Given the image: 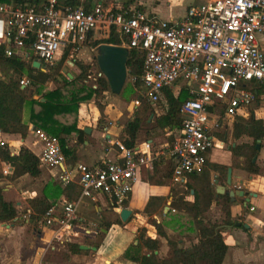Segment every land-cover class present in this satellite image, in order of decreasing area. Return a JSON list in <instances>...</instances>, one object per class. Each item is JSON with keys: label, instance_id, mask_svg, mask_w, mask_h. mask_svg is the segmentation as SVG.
I'll return each instance as SVG.
<instances>
[{"label": "built area", "instance_id": "obj_1", "mask_svg": "<svg viewBox=\"0 0 264 264\" xmlns=\"http://www.w3.org/2000/svg\"><path fill=\"white\" fill-rule=\"evenodd\" d=\"M111 28L128 38L125 46L142 52V95L147 100L157 102L165 97L164 89L176 83L188 86L191 97L181 104L180 133L170 151L176 159L172 180L185 184L190 175L202 171L207 152L222 144L212 134L217 121L211 122L210 108L224 105V114L231 117L258 102L246 84L254 81L264 90V52L258 39L264 37V0H210L189 6L178 21L139 9L115 12L101 3L90 10L61 8L57 0H46L38 8L0 3V43L6 44L5 54H12L11 43L25 51L26 59L31 49L43 70L56 65L68 45L84 41L91 32L109 33ZM28 82L22 77L20 85ZM33 131L42 142L40 166L62 167L65 157L58 139L35 127ZM115 144L121 152L118 160L75 166L72 172L81 188L79 198L65 201L60 209H48L40 220L43 226L53 227L52 240H64L78 218L81 198L104 194L121 205L140 169L157 157L150 143L138 149L121 141ZM0 145H4L1 139ZM72 172L61 170L59 180L68 183Z\"/></svg>", "mask_w": 264, "mask_h": 264}, {"label": "crops", "instance_id": "obj_2", "mask_svg": "<svg viewBox=\"0 0 264 264\" xmlns=\"http://www.w3.org/2000/svg\"><path fill=\"white\" fill-rule=\"evenodd\" d=\"M207 1L210 0H91V5L93 7L95 4L101 3L104 7L109 8L139 9L148 15H155L164 20L178 21L183 18L189 6L202 4ZM24 4L38 8L42 7L44 2L29 0L27 3H21L20 1L17 3V5ZM100 33H102L103 38H106L109 34L105 31L91 32L84 41L77 44H81L86 40L90 42V38L93 40L101 39L99 38L100 36H95V34ZM258 39L264 52V37L259 36ZM77 44L68 45L70 47L65 61L68 60L69 54L72 49L75 50ZM40 69H42V66ZM78 70L81 73L79 67ZM10 73L9 77L12 75V70H10ZM68 75L74 77L71 74ZM172 87L177 91L180 85L174 84ZM162 99L166 101L165 97H162ZM165 104H167L166 108L168 109L167 101ZM218 109L220 110L217 115L215 112ZM82 112L79 110L78 115L80 119L78 126L84 132L81 140L77 141L78 133L76 132L69 137V144L75 146V161L72 162L65 159L63 166L57 169L41 166V174L35 178L30 177L28 174L12 178L13 167L10 163L3 162V172L7 170V173L4 172L7 178L0 177V190L5 200L13 201L16 208L21 207L29 214L28 200L39 197L44 185L50 178L59 180L61 170L65 169L72 172L79 163L93 166L100 164L102 161H116L121 157V152L115 142L120 141L119 137L122 134L124 124L121 132L115 133L112 126H102L97 123L91 125L86 120H82ZM106 112H108V109L106 110L105 108L104 113ZM85 114H89L88 111ZM249 116L255 119L260 118L264 121V96L259 98L256 104L240 109L231 117L224 114V105L213 107L211 110V122L217 121V127H214L212 134L222 144L220 147L213 148L207 152L206 162L225 166L226 174L224 176L221 171H210L215 194L214 202L206 214L211 224L214 225L215 230H220L223 241L227 245V251L221 264H264V140L255 142V147L257 144L259 145V148H256L257 154L253 157V162L259 168L257 173L248 172L244 168V156H237L232 153V149L236 145L242 143L253 144L254 142L253 138L246 134H242L237 139L233 137L235 119L237 117L246 119ZM129 117L132 118V115ZM22 120L27 126L24 137L19 133L0 131V139L4 141V144L8 145L11 154L18 153L20 146L25 145L39 156L42 142L33 131L35 126L28 120V110H23ZM165 130L166 135L164 138L146 136L142 132L137 135L135 148L138 149L145 143H150L152 151L157 154V157L153 163L140 169L133 189L121 205L104 194L97 195L93 199H80L77 210L78 218L74 221L72 227L65 232L67 236L70 235L66 239L67 241L88 245L96 249H84L88 250L85 254H71L66 247V256L70 260L78 261L79 264H138L125 257V251L131 244L136 245L138 243L139 232L142 229L146 230V236L159 240L158 249L154 251L157 259L169 256L171 251L168 240L177 242L178 247L182 248H187L198 241L197 230L189 227L191 225L187 215L171 207L173 197L176 196L183 195L187 200H193L194 189L191 186H195V184H193L192 180H190V185L173 182L172 171L176 164V159L170 151L176 137L180 133V129L169 131L165 128ZM122 135L126 136L125 133ZM228 168L231 169L230 184L227 179ZM77 178V175L72 172L71 181H77ZM218 186L223 187V192L217 193L216 188ZM231 190L237 191V194L230 196L229 191ZM239 191H243L244 194L239 195ZM223 195L230 197V214L233 224H227L224 221V214L220 204ZM152 196H162L165 200L161 209L153 214H147L143 209L148 199ZM64 202L61 199L57 208L60 209ZM122 208L130 211V215L125 221L120 218V210ZM106 214H117L119 218H116V220L105 219L103 223H100L99 228H91V225L95 224L93 219L96 216L102 218ZM17 221L14 219L13 222L0 223V264H11L10 262L14 261L13 248L17 245V234L23 232V229H27L26 225L18 226L16 224ZM25 221L33 223L24 215ZM153 221L160 223L166 234L165 237L157 235ZM28 226L32 227L31 224H28ZM43 227L44 230L42 229V231L38 232L36 239L39 237L43 241L46 239L52 240L53 227ZM27 231L28 236L30 232L29 230ZM7 239L12 244L10 249H6L8 246L6 244ZM134 250L136 249L132 248V251ZM140 251L146 255L151 253L145 247L140 248ZM36 261L37 256L25 261V264H36ZM197 264L205 263L198 261Z\"/></svg>", "mask_w": 264, "mask_h": 264}, {"label": "trees", "instance_id": "obj_3", "mask_svg": "<svg viewBox=\"0 0 264 264\" xmlns=\"http://www.w3.org/2000/svg\"><path fill=\"white\" fill-rule=\"evenodd\" d=\"M27 3L29 0H0V3H6L16 6L18 2ZM34 2H46V0H33ZM58 7L76 8L82 6L86 10L92 8L91 0H57ZM115 12L123 11L117 7H113ZM101 43L113 45H126L128 38L111 28L106 38L96 39L90 42L91 46L96 48ZM30 44L29 40L25 41V47ZM9 47L12 54H5L6 44L0 43V63L12 70V75L7 80L0 78V131L6 133H19L25 136L27 126L22 120L24 108L28 110V120L31 124L58 139L62 153L65 159L74 162L75 146L69 144L72 133H78L77 141L81 140L84 134L83 130L78 126L80 105L90 100H94L99 105L103 113V105L96 102L99 96L110 91L107 80L104 76L97 79L95 88L86 86L77 77L67 79L59 74L63 62L68 56L69 47L64 51L59 63L51 69H36L32 66L30 60L25 58V51L21 47H17L11 43ZM77 65L84 71L87 66L81 61H77ZM128 77L130 80L125 83L122 93L124 95L135 94L136 98L142 97L140 109L134 113L132 118L128 119L123 126L120 141L128 148L135 147V140L138 132L141 130L147 110L151 112L150 102L142 95L144 90L141 76L143 74V57L142 52L138 49L130 48L128 60L126 62ZM58 74V75H57ZM59 76V77H57ZM22 77L28 79L25 87L20 85ZM55 80L62 81V84L50 89L44 90L46 82ZM73 86L74 89H69ZM252 89L258 99L264 96L262 86L254 81L245 85ZM37 95L38 98H34ZM164 96L168 103V109L163 114H159L155 119L157 127L167 128L169 131L181 128V104L191 97L188 86L184 84L177 91L171 88L164 89ZM212 108H210V111ZM242 134H246L253 138V144L242 143L236 145L232 149V153L237 156L245 157L244 168L251 173L259 171L258 166L253 162V157L257 154L255 142L264 140V121L260 118L255 119L252 116L248 118L237 117L233 125V137L239 138ZM10 163L13 167L12 178L28 174L35 178L41 174V166L38 156L25 145H21L18 153L11 154L7 144L0 145V167L2 163ZM211 170L221 171L224 176L226 167L218 164H205L202 171L198 174L190 175L186 184L193 181L195 186L193 200H187L183 195L173 197L171 207L175 210L183 212L190 219L191 229L197 230L198 241L187 248L178 247L177 242L168 240L170 254L163 259H157L154 251L158 249L159 240L146 236V230L142 229L139 233L138 243L131 244L125 251V257L138 264H197L203 261L205 264H221L227 251V245L224 243L219 229L215 230L214 225L208 219L206 212L214 202V189L211 182ZM191 178V179H190ZM190 185V184H189ZM81 188L77 181H69L62 184L61 181L50 178L44 185L41 195L28 200V219L33 223L40 221L48 209L59 204L61 199L64 201H74L80 196ZM165 198L162 196H152L148 199L143 211L147 214H153L161 209ZM224 221L227 224H233L230 214L231 200L227 195L222 196L220 202ZM16 219L23 224L24 219L20 220L13 201L5 200L0 190V223L13 222ZM121 223V221L119 220ZM110 224V223H107ZM157 235L165 237L166 234L160 225L153 221ZM68 251L71 254H85L88 250L80 248V244L66 241ZM145 247L151 253L146 255L140 251ZM132 248L136 250L132 251ZM114 264V263H110Z\"/></svg>", "mask_w": 264, "mask_h": 264}, {"label": "rangeland", "instance_id": "obj_4", "mask_svg": "<svg viewBox=\"0 0 264 264\" xmlns=\"http://www.w3.org/2000/svg\"><path fill=\"white\" fill-rule=\"evenodd\" d=\"M95 36L96 37L100 36L99 38H103L102 33L95 34ZM92 40L93 39L90 38V42ZM88 41L89 40H86L81 44H77L75 50L72 49L71 53L69 54L68 60L62 64V67L60 68L59 71L60 73L59 75L61 77H66L67 79L69 78L72 79L78 76V78L81 80L80 82H82L86 86L89 87L91 86L95 88L94 86H97V79L98 77H100V71L98 69L95 60L96 49L92 47L90 42ZM91 48H93V50H91ZM77 61H81L87 66V68L81 73H79L78 70L79 66L77 65ZM58 63L59 62H57V64ZM52 67L48 69L50 70ZM10 74H11L10 70L3 63H0L1 78L7 80ZM68 74H71L74 77H70ZM129 80L130 78L127 76L126 83ZM61 84H62L61 80H58V82H56L55 80L48 81L44 85V90H50L51 88L53 89ZM176 84H179L180 86L184 85V83L182 82ZM69 89H74V87L69 86ZM172 90L175 91L174 87H172ZM136 99L137 98L135 94L124 95L121 91V93L115 95L112 94L110 91L106 92L105 94L99 96L96 99V102H100L101 105H103V113L101 110L102 107L100 108L99 105L95 103L94 100H90L80 105V110L83 111L81 114L83 115L82 120H86V122H88L91 125H95L97 123V124H101L102 126L103 125H108L109 127L112 126L113 131H115V133L121 132L122 126L127 121V119L130 118L129 116L131 115L133 116L138 109L139 111H141V109L139 108L140 103H137ZM165 103L166 101L164 99H160L155 103L150 102L151 112H149L150 110H147V114L145 115L146 116L145 122H143L142 128L138 132V134L142 132L146 136H152L155 138H164V136L166 135L165 134L166 130L157 127L155 124V119L159 114H163L166 111L167 104ZM105 108L106 110L108 109V112L106 113H104ZM24 110L27 111L26 108H24ZM219 110L220 109H218L215 112V114L218 115ZM86 111H88L90 115L89 114L86 115L85 114ZM6 176L7 175L4 174L3 172V165H1L0 177L5 178ZM16 209L19 215V219L21 220L24 219V215L28 216V212L25 209L21 207H18ZM116 218H119L117 214H111V215L106 214L102 216V218L96 216L93 219L95 224L91 225V228L93 229L99 228L100 223H103L105 219L116 220ZM16 224H18V226L26 225L27 229L25 228L23 229V232L17 234L16 237L17 245L13 248L14 261L10 262L11 264H25V261H28L36 256H37L36 264H77L78 261H75L73 259L70 260L66 256L67 254L66 245H65L67 241L66 237H69L70 235L67 236V234L65 233L64 240L62 241H57L56 239L53 240L46 239L43 241L40 240L39 237L36 239L38 232L42 231V229L44 230V227L40 223V221H37L35 223H29L28 221H25L23 222V224H20V221H17ZM28 224H31L32 227L28 226ZM27 230H29L30 232V235L28 236H27V232H28ZM6 244L8 245L6 249H10L12 244L9 239H7ZM13 244H14V240H13ZM9 252H11V250H9Z\"/></svg>", "mask_w": 264, "mask_h": 264}, {"label": "water", "instance_id": "obj_5", "mask_svg": "<svg viewBox=\"0 0 264 264\" xmlns=\"http://www.w3.org/2000/svg\"><path fill=\"white\" fill-rule=\"evenodd\" d=\"M95 49H96L95 60L98 69L101 72V75H103L107 80L110 88V92L112 94L118 95L119 93H121L127 80L128 71L126 68V62L129 57L130 48L125 45H113V44L101 43ZM28 59L31 61L32 66L34 68L36 69L41 68L40 62L34 59L33 51L31 49L29 50ZM34 98H37V96H34ZM137 99L139 102L142 101L141 96H139ZM256 148H259L258 144L256 145ZM227 171H228L227 179H228V183L230 184L231 169L228 168ZM222 189L223 187L218 186L216 188L217 193L223 192ZM235 194H237V191L234 190L229 191L230 196H233ZM243 194H244L243 191H239V195H243ZM129 215H130L129 209L122 208L120 210V218L123 221H125ZM80 248L96 249L95 247H90L84 244H80Z\"/></svg>", "mask_w": 264, "mask_h": 264}]
</instances>
